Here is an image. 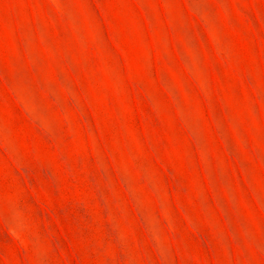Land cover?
<instances>
[{"label": "rangeland", "instance_id": "1", "mask_svg": "<svg viewBox=\"0 0 264 264\" xmlns=\"http://www.w3.org/2000/svg\"><path fill=\"white\" fill-rule=\"evenodd\" d=\"M0 264H264V0H0Z\"/></svg>", "mask_w": 264, "mask_h": 264}]
</instances>
